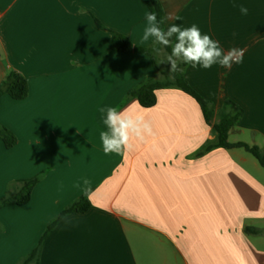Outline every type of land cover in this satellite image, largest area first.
I'll return each instance as SVG.
<instances>
[{
  "label": "crops",
  "instance_id": "obj_1",
  "mask_svg": "<svg viewBox=\"0 0 264 264\" xmlns=\"http://www.w3.org/2000/svg\"><path fill=\"white\" fill-rule=\"evenodd\" d=\"M159 2L165 30L196 24L225 52L244 50L231 68L188 66L185 77L217 115L226 101L238 105L229 142L264 153V0ZM149 12L145 0H0V85L15 72L29 88L24 100H0V126L17 138L12 149L0 140V200L40 178L27 205L0 210V264H22L84 196L90 209L58 224L38 264H264L260 162L243 148L196 157L212 128L181 90L156 91L152 108L127 101L162 76L149 56L112 53L113 33L150 47L141 41ZM108 107L143 115L154 134L106 154Z\"/></svg>",
  "mask_w": 264,
  "mask_h": 264
},
{
  "label": "trees",
  "instance_id": "obj_2",
  "mask_svg": "<svg viewBox=\"0 0 264 264\" xmlns=\"http://www.w3.org/2000/svg\"><path fill=\"white\" fill-rule=\"evenodd\" d=\"M145 3L150 12H156L158 19L164 18V10L159 0H145ZM164 28V25H162ZM156 47H162L157 45ZM171 48L164 49L159 55L153 52V45L150 47H137L126 37L118 33H113V42L111 47L112 53H136L140 55L149 56L153 62L154 68L161 79H152L140 85L138 88L131 91L127 96V101L137 99L140 105L144 108H152L156 105V91L161 89H178L194 98L201 107L206 123L212 128L213 139L207 141L202 149L196 153V157H202L216 149H236L243 148L250 152L264 167V153L257 147H250L245 143L232 144L229 142V137L232 131L237 127L243 117V110L232 101H226L224 108L217 115L212 103L202 98L188 83L185 74H174L169 76L167 66L158 65L156 60L162 58L164 52H170ZM163 70V72H162ZM28 81L25 77L18 73H11L7 80L0 85V100L4 95H9L12 99L21 101L28 97ZM218 116V122L214 120ZM0 140H2L7 149H12L17 144V138L6 128L0 126ZM40 181L39 177L20 182V190L17 194L8 193V195L0 200V210L12 205L25 206L32 197V192L35 186ZM91 207L88 196H84L68 208H66L60 216L52 222L40 244L33 253L26 258L22 264H38L39 256L42 248L58 226V224L67 216L74 214H81L87 212ZM248 233L257 232L254 229H247Z\"/></svg>",
  "mask_w": 264,
  "mask_h": 264
},
{
  "label": "clouds",
  "instance_id": "obj_3",
  "mask_svg": "<svg viewBox=\"0 0 264 264\" xmlns=\"http://www.w3.org/2000/svg\"><path fill=\"white\" fill-rule=\"evenodd\" d=\"M239 10L242 15H247L249 11L243 5ZM169 18L158 19L156 12L146 13L147 23L141 41L148 42L151 39L153 52L157 55L164 49L171 48L170 52H164L162 58L156 60L158 65L167 66L170 77L177 73L185 74L188 66L193 69L197 67L210 69L213 65L231 68L232 64L242 62L243 49L231 48L225 52L219 41L202 33L196 24L190 27L171 24L165 30L162 25ZM157 45L162 47H156ZM100 112L106 113L104 118L106 130L100 133L103 151L106 154L131 151L134 140L143 142L146 137L154 134L151 122L143 115H133L128 110H118L115 107L101 108ZM83 182L85 185L89 183L86 178Z\"/></svg>",
  "mask_w": 264,
  "mask_h": 264
}]
</instances>
